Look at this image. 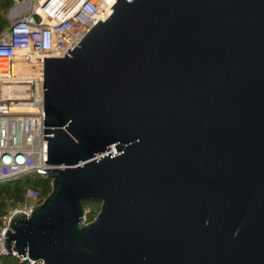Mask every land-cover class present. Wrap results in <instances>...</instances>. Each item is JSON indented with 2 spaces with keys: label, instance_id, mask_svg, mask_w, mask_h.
Instances as JSON below:
<instances>
[{
  "label": "water",
  "instance_id": "1",
  "mask_svg": "<svg viewBox=\"0 0 264 264\" xmlns=\"http://www.w3.org/2000/svg\"><path fill=\"white\" fill-rule=\"evenodd\" d=\"M43 56L50 190L8 253L40 264H264V0H115ZM98 200L83 221L84 201Z\"/></svg>",
  "mask_w": 264,
  "mask_h": 264
},
{
  "label": "built area",
  "instance_id": "2",
  "mask_svg": "<svg viewBox=\"0 0 264 264\" xmlns=\"http://www.w3.org/2000/svg\"><path fill=\"white\" fill-rule=\"evenodd\" d=\"M115 0H14L9 25L0 32V182L47 168L43 139V56L64 57L104 16ZM18 87V88H15ZM34 187L30 203L4 215L0 225V256L9 218L16 210L30 212L39 200ZM85 221V214L83 215ZM32 264L40 262L17 256ZM1 264V262H0Z\"/></svg>",
  "mask_w": 264,
  "mask_h": 264
},
{
  "label": "trees",
  "instance_id": "3",
  "mask_svg": "<svg viewBox=\"0 0 264 264\" xmlns=\"http://www.w3.org/2000/svg\"><path fill=\"white\" fill-rule=\"evenodd\" d=\"M14 0H0V32L7 26L6 13L13 5ZM34 187L39 191V200L49 192V182L38 174H25L10 180L0 182V225L4 215L16 205H21L26 200V190ZM94 204V205H93ZM90 205H93L90 207ZM96 205V206H95ZM100 202L98 200H85V221L93 219L99 209ZM90 207V208H89ZM1 264H32L27 260H20L13 254H5L0 256Z\"/></svg>",
  "mask_w": 264,
  "mask_h": 264
},
{
  "label": "rangeland",
  "instance_id": "4",
  "mask_svg": "<svg viewBox=\"0 0 264 264\" xmlns=\"http://www.w3.org/2000/svg\"><path fill=\"white\" fill-rule=\"evenodd\" d=\"M11 7H12V6H11ZM11 7H10V8H11ZM10 8H9V9H10ZM9 9H8V11H7V13H6V21H7L6 23H7V26L9 25V20H8V18H7L8 13H9ZM7 26H6V27H7ZM6 27H5V28H6ZM1 85H2V83L0 82V86H1ZM25 196H26V195H25ZM29 203H30V200H29V198L26 197V200L24 201L23 204L13 206V207L9 210V212L12 211V210H14V209H17V208H18V209H24V207H25L26 205H28ZM93 205H94V204H93ZM93 205H90V207H92ZM95 206H96V205H95ZM90 207H89V208H90ZM98 210H99V209H98ZM96 213H97V212H96Z\"/></svg>",
  "mask_w": 264,
  "mask_h": 264
},
{
  "label": "bare ground",
  "instance_id": "5",
  "mask_svg": "<svg viewBox=\"0 0 264 264\" xmlns=\"http://www.w3.org/2000/svg\"><path fill=\"white\" fill-rule=\"evenodd\" d=\"M15 88H18V87H15Z\"/></svg>",
  "mask_w": 264,
  "mask_h": 264
}]
</instances>
